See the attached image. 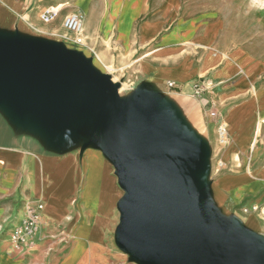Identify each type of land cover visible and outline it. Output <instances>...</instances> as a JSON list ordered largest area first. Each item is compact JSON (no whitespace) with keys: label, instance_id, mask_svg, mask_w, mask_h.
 Returning a JSON list of instances; mask_svg holds the SVG:
<instances>
[{"label":"crops","instance_id":"0c3cea01","mask_svg":"<svg viewBox=\"0 0 264 264\" xmlns=\"http://www.w3.org/2000/svg\"><path fill=\"white\" fill-rule=\"evenodd\" d=\"M156 2L151 15L150 0H0V39L62 45L83 52L114 82L118 72L123 98L155 108L165 127L201 149L197 177L215 218L250 239L264 257V58L220 43L218 21L175 17L168 27L163 11L172 12L177 2ZM51 8L57 14L43 20ZM77 11L85 16L83 44L63 24ZM221 120L230 131L224 147L217 139ZM96 121L87 111L55 118L0 100V227L17 204L14 225L27 216L26 205L43 202V228L59 222L78 243L86 236V251L75 264H98L106 229L118 249L146 264L120 244L127 191L109 152L110 130H95Z\"/></svg>","mask_w":264,"mask_h":264},{"label":"water","instance_id":"95a60500","mask_svg":"<svg viewBox=\"0 0 264 264\" xmlns=\"http://www.w3.org/2000/svg\"><path fill=\"white\" fill-rule=\"evenodd\" d=\"M119 87L81 51L0 39V100L55 118L87 111L97 117L95 130L108 126V150L127 191L123 247L146 264H264L250 239L215 218L197 177L201 149Z\"/></svg>","mask_w":264,"mask_h":264},{"label":"rangeland","instance_id":"374dc122","mask_svg":"<svg viewBox=\"0 0 264 264\" xmlns=\"http://www.w3.org/2000/svg\"><path fill=\"white\" fill-rule=\"evenodd\" d=\"M150 1L151 15H153L156 12L153 8L157 6V2ZM176 2L177 4L172 6L174 7L172 12H170L171 7L163 11L165 21H169L168 27L175 25L173 21L175 17L197 18L198 23L218 21L221 25L218 37L220 43L228 49L242 47L248 53L264 58V0H176ZM170 24L172 25L169 26ZM237 63L241 64L240 61ZM243 64H245L244 61H242ZM259 64L264 68V62ZM104 70L107 71L105 67ZM114 76L116 82L121 78L118 72L113 74V78ZM126 90H122L123 95L126 94ZM34 205H26L25 208L28 211L29 207ZM0 207L3 208L4 204L0 203ZM19 208L21 205L17 204L14 213L3 218L0 242L7 243V248L10 249L7 250L5 245L0 248V264H75L76 259L84 253V250L86 251V236L78 243L77 236L62 232L60 229L62 224L59 222L52 223L46 228L40 225L39 240L30 241L31 243L27 244V250L13 247V241L10 240L15 227L19 224L14 225ZM108 231L110 230H105L104 248L101 251L103 257L98 259V264H140L133 259L132 255L121 251L111 242Z\"/></svg>","mask_w":264,"mask_h":264},{"label":"built area","instance_id":"2783aa9c","mask_svg":"<svg viewBox=\"0 0 264 264\" xmlns=\"http://www.w3.org/2000/svg\"><path fill=\"white\" fill-rule=\"evenodd\" d=\"M57 14V10L54 8L49 9L48 11L42 14V19L48 21L52 19ZM84 13L81 11L73 12L67 15L64 19V27L65 29L75 34V43L76 44H83L85 43V36H84ZM175 82L170 81L169 86H174ZM202 89L197 85L195 87V93L200 94ZM217 139L218 144L220 147H224L229 144L230 142V131L229 125L224 120H221L217 125ZM218 167L223 168L224 162L219 159L218 160ZM44 208L43 202L36 203L33 207H29L27 218L23 220L20 227L14 230L12 235L13 244L16 248H21V245H25L26 243L29 244L30 241L35 237V233L39 229L41 225V212ZM253 210H259V206H253ZM249 209H245L248 211ZM261 212L264 214V206L261 208Z\"/></svg>","mask_w":264,"mask_h":264},{"label":"bare ground","instance_id":"6f19581e","mask_svg":"<svg viewBox=\"0 0 264 264\" xmlns=\"http://www.w3.org/2000/svg\"><path fill=\"white\" fill-rule=\"evenodd\" d=\"M261 129V124L259 123V130ZM27 213V212H26ZM27 216L25 215V217L24 218H26ZM21 218H23V217H21ZM23 218V220H25ZM23 220H22V222H23ZM21 222L15 227V228H18V227H20L21 226ZM41 225H42V220H41ZM14 228V229H15ZM13 229V230H14ZM10 236H11V234H10ZM38 237H39V229L37 230V232L35 233V237L32 239V241H35V240H37L38 239ZM10 239V238H9ZM39 240V239H38ZM11 242H12V239L10 240ZM31 243V242H30ZM15 245L13 244V247H14ZM16 247V246H15ZM20 249H28V245H27V243L22 247V248H20Z\"/></svg>","mask_w":264,"mask_h":264}]
</instances>
